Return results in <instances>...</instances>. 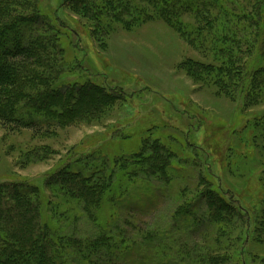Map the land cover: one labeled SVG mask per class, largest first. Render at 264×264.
<instances>
[{
  "label": "rangeland",
  "instance_id": "374dc122",
  "mask_svg": "<svg viewBox=\"0 0 264 264\" xmlns=\"http://www.w3.org/2000/svg\"><path fill=\"white\" fill-rule=\"evenodd\" d=\"M20 1L42 16L30 30L63 51L53 95L87 82L121 95L65 125L28 98L13 116L34 126L0 121V183L40 187L43 218L61 237L67 264L84 257L91 264H213L210 256L264 264V87L247 80L258 70L254 77L264 81L259 0H181L180 24L153 0ZM191 61L206 68L193 73ZM255 89L261 95L253 99ZM77 99L87 101L80 92ZM155 143L176 154L166 181L149 174ZM61 167H76L91 184L104 168L101 184L109 189L92 188L98 206L60 188L54 174ZM208 187L242 217L226 222L229 210L215 199L223 215L212 220Z\"/></svg>",
  "mask_w": 264,
  "mask_h": 264
},
{
  "label": "trees",
  "instance_id": "16d2710c",
  "mask_svg": "<svg viewBox=\"0 0 264 264\" xmlns=\"http://www.w3.org/2000/svg\"><path fill=\"white\" fill-rule=\"evenodd\" d=\"M153 1L157 2L156 11L164 13L177 24L181 23V10H183L181 0ZM24 2L20 0H0V121L18 122L26 126H34L37 121L24 123L13 116V110L16 109L19 99L24 98H28L31 102H37L38 104H34L33 107L40 109L38 112L56 122L57 125H65L86 119L100 111L104 105L107 106L120 99L121 95H115V92L93 82L78 85L77 88L71 86L69 87L70 90L53 95L55 80L61 70L57 62L63 51H58V44L55 41H51L54 45L53 48L44 43V41L48 42L49 35L46 37L39 29L30 30L38 21L43 20L41 14L35 12L36 5L33 2H30L32 3L30 8L33 7V9L27 8ZM107 5L109 8L113 7L111 2H108ZM84 6L85 8L88 7L86 3H84ZM24 8H27L30 12L23 13L21 9L24 10ZM121 9L123 12L124 10L128 12L131 10H126V7H121ZM37 10L40 9L37 7ZM256 11L261 22L258 34V38H260L264 34V0L258 1ZM141 13V10H139V14ZM28 33H32L31 36H28ZM259 42L263 45V38L260 41L258 40ZM39 68L43 70L41 71ZM187 68L194 73V71L205 69L206 66L191 61L188 63ZM232 70H235V67ZM257 71H250L247 80L251 81L252 79L256 88L261 87L258 84L259 80V83H263L262 87H264V81L262 82L259 77V79L254 77ZM28 83L32 87L31 90L28 89ZM244 89L241 88L240 91L244 92ZM255 90H257L255 93L252 91L253 99L261 95V91L258 92L259 89ZM79 92L82 93V97H87V101L82 102L77 99V102L76 98ZM75 102L77 105H75ZM55 105H57L56 108ZM154 145L152 147L154 148L153 154L149 157V174L153 173L155 176L160 174L162 179L166 181V170L172 166V157L176 154L167 152L165 155L162 151L163 146L156 143ZM146 159L148 158L146 157ZM158 159L160 160L158 161ZM70 165H72V162H70ZM145 168L147 167L145 166ZM69 171V167H61L55 171L54 175L62 176L60 178V188L68 192L71 191L76 198L85 200L88 208L92 207L91 204L98 206L101 195L99 196L97 193L95 195L92 188L95 186L96 191L97 189H109L107 183L101 184L104 180V168H98L95 179L98 180L99 178L100 181H98L99 183L92 182L94 185L85 182L88 179L84 175L77 174L79 170L76 167ZM71 175H73L72 178ZM201 178L208 184L207 186L213 185L205 175ZM49 181L52 182V177ZM205 192L212 220L221 219L223 213L222 208L218 207L220 204V206L229 210L227 215L230 219L226 222L229 223L230 220H234L236 215L242 217L241 212L236 213V215L231 213L237 211V209H233L224 199L218 198L212 187L206 188ZM215 199L220 203L218 206L214 203ZM43 202L44 193L40 187L19 181L0 183V264H20L21 262V264H67L66 259L68 257L64 252L65 249L62 247L61 240L58 242L61 237L55 235L51 226L43 218ZM73 242L79 243L78 241ZM67 247L69 246L67 245ZM218 258L210 256L208 262L220 264L221 260ZM90 260L89 257H84L81 263L91 264L93 260Z\"/></svg>",
  "mask_w": 264,
  "mask_h": 264
}]
</instances>
